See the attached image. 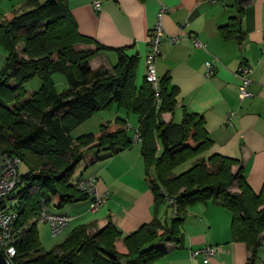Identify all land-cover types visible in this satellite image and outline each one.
Segmentation results:
<instances>
[{
  "label": "trees",
  "instance_id": "16d2710c",
  "mask_svg": "<svg viewBox=\"0 0 264 264\" xmlns=\"http://www.w3.org/2000/svg\"><path fill=\"white\" fill-rule=\"evenodd\" d=\"M23 2L24 9L9 11L0 22V46L7 53L0 70V157L17 155L29 166L11 197L20 213L14 224L19 236L14 264H153L168 252L161 243L183 245L188 208L207 201L231 212L233 238L256 256L264 238V192L250 186L243 166L234 171L239 159L207 154L213 139L204 115L184 109L180 122H165L162 115L175 110L178 94L167 76L161 78L158 105L146 78L137 85L138 55L118 49L111 68H92L96 54L108 47L79 32L67 0ZM235 32H241V16L220 27L225 39ZM82 43H94L97 50L84 49ZM56 72L67 78L68 87L61 92L52 79ZM33 77L42 85L29 93L25 83ZM114 104L138 115V140L121 117L96 131L71 134L76 125ZM135 141L141 142L147 173L153 171L157 202L174 200L171 220L155 218L125 236L111 220L92 234L87 225H79L44 251L38 223L31 221L40 204L47 202L53 210L89 198L77 186L84 177L75 176L77 165L94 162L102 150L119 153ZM189 161V168L176 172ZM118 241L127 253L117 250Z\"/></svg>",
  "mask_w": 264,
  "mask_h": 264
},
{
  "label": "crops",
  "instance_id": "0c3cea01",
  "mask_svg": "<svg viewBox=\"0 0 264 264\" xmlns=\"http://www.w3.org/2000/svg\"><path fill=\"white\" fill-rule=\"evenodd\" d=\"M95 1L67 0L79 32L108 47L96 54L91 66L111 68L117 62L118 49H124L130 56L138 55V87L146 78L150 29L160 8L167 7L163 17L162 53L156 66L160 77L167 76L169 86L178 88V94L175 110L163 113V120L180 122L184 109L203 114L213 139L207 154L219 153L239 159L238 167L243 166L250 186L257 193L264 192V0L242 3L239 0H99V9ZM16 2L19 0H0L3 7L0 22L9 11L25 8L23 2L17 9ZM235 16H241V32L225 39L220 27ZM191 34L198 38L201 46L194 43ZM172 36L179 37V41L170 42ZM207 62L214 66L211 75L207 74ZM242 63L253 68L251 90L254 96L244 100L239 98L237 74ZM120 110L117 109V118H129L131 113L126 111L124 115ZM230 111L237 112L232 125L227 124ZM136 117V124L126 118L128 125L137 127L138 115ZM105 119L102 117L99 121H113ZM128 132L134 136L133 128ZM99 155L94 162L81 161L78 165L83 164L84 170L80 168L75 176L96 174L97 190L108 191L107 199L96 212L90 209L91 196L61 208L54 207V211L72 217L62 235L79 225L97 231L111 220L125 236L155 218L162 222L171 220L174 209L169 200L157 202L151 186L153 171L147 173L140 141L119 153L102 150ZM191 164L192 161L189 167ZM231 224V212L219 204L207 201L190 206L184 222L183 245L161 243L167 246L168 252L153 264H263L264 238L254 256L245 242L233 238ZM45 228L51 235L48 223H38L40 239ZM206 245L217 247V253L208 263L201 257L191 256V249Z\"/></svg>",
  "mask_w": 264,
  "mask_h": 264
},
{
  "label": "built area",
  "instance_id": "2783aa9c",
  "mask_svg": "<svg viewBox=\"0 0 264 264\" xmlns=\"http://www.w3.org/2000/svg\"><path fill=\"white\" fill-rule=\"evenodd\" d=\"M95 7L99 9L101 3L99 0L94 2ZM167 11V7L162 6L157 13L155 23L150 29L148 37V53L145 57L146 63V79L151 83L155 92L156 103H161L160 94V82L161 77L157 71L156 62L162 53V36L164 34L163 17ZM191 38L197 46H201L202 43L198 38L191 34ZM179 41V37H170V42ZM264 44V37L262 39ZM207 74L211 75L214 72V66L212 63L207 62ZM253 68L242 63L239 67L237 74L240 79L239 84V98L241 100L248 99L254 96V92L251 90L253 84L252 75ZM237 117L236 111H230L227 115V124L232 125ZM129 128H133L135 132V140H138L140 133L137 127L128 125ZM22 162L21 157L17 155L3 154L0 157V202L4 201V205L0 206V251L5 255L9 264H14L16 256V242L19 236L14 231V224L18 220L20 213L15 207L14 199H12V193L16 189L20 182V164ZM97 175L92 174L84 176L79 179L78 188L92 197L91 210L93 212L98 211L105 203L107 199L108 191L103 193L98 192ZM170 202L174 203L173 199ZM71 215L67 213H59L53 211L47 202H42L39 208L33 213L31 217L32 222L36 223H48L50 226L51 235L58 237L63 231L70 225ZM217 253V247L212 245H206L199 248L191 249V256L201 257L205 263H208L210 259ZM264 264V263H263Z\"/></svg>",
  "mask_w": 264,
  "mask_h": 264
},
{
  "label": "rangeland",
  "instance_id": "374dc122",
  "mask_svg": "<svg viewBox=\"0 0 264 264\" xmlns=\"http://www.w3.org/2000/svg\"><path fill=\"white\" fill-rule=\"evenodd\" d=\"M22 4H23V0H19V2H16L15 7L17 9H19L22 6ZM1 8H3L2 5H0V10H1ZM81 47L84 49H88V50H94V51L97 50L94 43H82ZM0 49H1L0 50V70H2V68L5 66L3 61L5 60V56L7 55V53L4 50V48H2L1 46H0ZM94 66H96V64H94ZM52 79H53V82H54L55 87H56L58 92H61L65 88L68 87L67 78L62 72L54 73L52 76ZM41 85H42L41 79L39 77H35V78L33 77L32 79L28 80L25 83V88L29 93H33V92L37 91L41 87ZM117 109H121L120 112H122V114H124V115L127 114V112L124 108H118V106L116 104H114L110 108H106L104 110H100V111L96 112L95 114H93L91 117H89L84 122L76 125L72 129L71 134L73 136H79L83 133H88V132H91L94 130L95 131L98 130L101 127V125L103 124L102 121H99V119L104 117V118H106L105 120H115L117 118V116H116ZM129 115H130L129 118L128 117H125V118H127L128 121L130 120L131 122H134L136 124V122H137L136 115L132 114V113ZM159 147H160V150L162 151V144L160 142H159ZM189 165H190V161L179 166L176 169V172L179 173V172L186 170L187 168H189ZM82 167H83V164L78 165L76 168V171L80 170V168L83 169ZM237 167H238V164L234 166V168H233L234 171L237 170ZM27 172H29V166L27 165V163L25 161H22L20 164V173L26 174ZM45 229H47V230H45L44 234L41 236V239H40L41 245H42V248L44 249V251L52 250L55 247V245L57 243L61 242L63 240V238L70 232V228H69L66 230V232L63 235L61 234L58 237H53L48 232V228H45ZM94 232H95L94 230H89L90 234H92ZM118 242L116 243L117 250L121 253H127V250L124 248V245H123L124 243L122 244V243H118ZM121 245H123V246H121Z\"/></svg>",
  "mask_w": 264,
  "mask_h": 264
},
{
  "label": "water",
  "instance_id": "95a60500",
  "mask_svg": "<svg viewBox=\"0 0 264 264\" xmlns=\"http://www.w3.org/2000/svg\"><path fill=\"white\" fill-rule=\"evenodd\" d=\"M0 264H9L5 255L0 251Z\"/></svg>",
  "mask_w": 264,
  "mask_h": 264
}]
</instances>
